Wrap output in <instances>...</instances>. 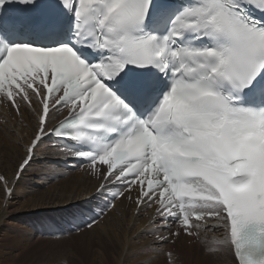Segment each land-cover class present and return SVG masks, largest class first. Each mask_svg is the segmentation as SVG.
<instances>
[{
  "label": "snow or ice",
  "instance_id": "obj_1",
  "mask_svg": "<svg viewBox=\"0 0 264 264\" xmlns=\"http://www.w3.org/2000/svg\"><path fill=\"white\" fill-rule=\"evenodd\" d=\"M0 100L38 117L17 179L54 136L100 215L135 191L162 244L264 264V0H0Z\"/></svg>",
  "mask_w": 264,
  "mask_h": 264
},
{
  "label": "bare ground",
  "instance_id": "obj_2",
  "mask_svg": "<svg viewBox=\"0 0 264 264\" xmlns=\"http://www.w3.org/2000/svg\"><path fill=\"white\" fill-rule=\"evenodd\" d=\"M58 118L62 119L63 117L58 116ZM57 122V118L52 119L48 123V127H51ZM37 126V113L32 111L25 104L21 103L20 112L17 114L8 107L6 102L0 101V176H3L8 182V187L13 189L11 196L13 194L19 195L21 192V197L25 198L24 204L19 211V213H21L19 218L22 220L24 217L27 218L31 215L40 219L42 216L50 215V211L56 212L60 209L69 208L67 211H70L85 203L91 204V202L99 196L96 191L99 182L86 168H82L80 164L76 162L75 158L71 157L66 152H61L58 147V145H60L58 142L49 141V138H45L43 143L37 147L29 166L20 173L19 179L16 178L19 165L27 155L26 148L33 138ZM20 139L22 140L21 143H19ZM13 160L17 161L16 164L13 163L14 165L11 163ZM39 163L41 166H38ZM60 163L66 164L71 168H62L60 167ZM31 165H35L36 169L34 168L35 170L28 174ZM26 176H28V178ZM61 178L63 180L56 184L49 185L44 191H39L37 194H34L32 192L33 188H30V186L34 187L35 185L43 184L47 179H50L51 182H55ZM1 184L2 183H0V198L2 200L0 201V227L2 225L4 226V224L7 225L5 223L6 217H9L7 210L13 202H8L11 196L8 197L6 195L4 186ZM136 195L137 193L134 191L132 192V200L122 199L117 201L116 207L110 210L96 226L88 230L92 231L98 240H100L104 253L112 251L117 254L119 258H121L124 253L125 261H123V263L133 262L134 259H141L145 260L147 264H169V257L166 255L167 253H165L167 251L172 253V264H234L233 257L229 250L225 249L219 252L211 251V249L215 247L213 237H220L222 235V230H202L199 237H197V242H193L192 239L184 237L182 233H180L179 236L171 238V246L162 244L158 240V237L155 238L154 236L155 234H158V236L160 235L157 229L163 228L164 225L153 222L154 219H158L156 218L153 208L144 207L142 210L138 211L135 203ZM85 212L87 211H84V213ZM61 213L64 212H58L57 214ZM82 216L84 215L82 214ZM34 219H27L26 222H29V228L27 227L28 229L23 230L22 233L20 232L23 237L22 239H24V236L29 232H37V230H35L36 228H33L31 224ZM17 226L20 227L17 224L16 228ZM18 229L19 228L16 230ZM24 231H26L25 234ZM46 231L58 233L54 230ZM175 231H178L177 226L174 227L173 232ZM165 232L166 230L164 233ZM10 236L5 237L8 239ZM25 239L27 240V238ZM4 242L6 241L4 240ZM131 255H133L134 258L131 257ZM127 256H130L131 260H129Z\"/></svg>",
  "mask_w": 264,
  "mask_h": 264
},
{
  "label": "rangeland",
  "instance_id": "obj_3",
  "mask_svg": "<svg viewBox=\"0 0 264 264\" xmlns=\"http://www.w3.org/2000/svg\"><path fill=\"white\" fill-rule=\"evenodd\" d=\"M21 139L19 143L22 142ZM11 163L16 164L17 161L13 160ZM38 166H41L40 163ZM35 167H36L35 165H31L32 170L30 169L28 174H30L31 171H34L36 169ZM60 167L66 169L71 168L63 163H60ZM26 177L28 178V176ZM61 180L63 179L61 178L55 182L54 181L51 182L50 179H47L43 182V184L35 185L34 187L30 186V188H33L32 192L34 194H37L39 191H44L49 185L56 184ZM1 185H3V183ZM20 193L19 195L13 194L11 198L8 200V202H12V201L13 202L12 204H10L11 206L7 210V212L9 213L8 215L9 217H6L5 219V223L7 225L4 224V226L2 225L0 227V230L3 228L0 231V264H143V263L147 264L145 260H141V259L140 260L134 259L133 262L123 263V261H125L124 253L121 256V258H119L118 255L113 253L112 251L111 252L108 251L107 253H104L100 240H98V238L92 231H88L90 230V228H87L85 226L86 223L91 222V219L95 216L98 217L97 223L94 225L96 226L98 222L101 221L105 217V215L109 212L108 211L104 215H100L101 209L103 208V205L105 203L104 197L97 196L96 199L91 202V204L85 203L83 205L71 209L70 211H67L69 208L60 209L59 211L56 212L50 211L49 212L50 215H48L49 217L42 216L40 217V219L39 218L37 219L34 215H31L30 217L27 218L24 217L22 220L19 218V215L21 214L19 213V211L21 210L20 209L21 206L24 204L25 198L21 197ZM0 201H2L1 198ZM84 211H90V212L94 211V215H92V217H90L88 220L78 221L77 223H75V221L79 216H82V214L84 215ZM58 212H64V213L57 214ZM27 219L28 220L34 219V221H32L31 224L33 228H36L35 230H37V232L33 231V233L32 232L27 233L26 235L28 237L26 235L24 236V239L27 238L28 241L26 239L25 240L22 239L23 237L21 235L23 230L29 228L28 225L29 222H26ZM17 224L20 226V227L17 226V228H19L18 229L19 232L18 230H16ZM173 228L174 225L171 226V231H173ZM11 229L14 230L12 231ZM46 230H54L57 231L58 233H53V231L48 232ZM25 233L26 231H24V234ZM164 234L165 236L168 235L167 230ZM182 235L192 239L193 242L195 241L197 242L198 240L197 236H187L183 233V231H182ZM5 236H10V238L7 239ZM154 237L157 238L158 234H155ZM4 240L6 242H4ZM163 244L171 246V242L163 243ZM165 253L168 252L166 251ZM131 257L134 258L133 255H131ZM127 258L131 260L130 256H127Z\"/></svg>",
  "mask_w": 264,
  "mask_h": 264
}]
</instances>
